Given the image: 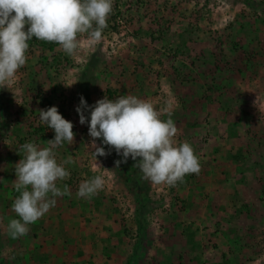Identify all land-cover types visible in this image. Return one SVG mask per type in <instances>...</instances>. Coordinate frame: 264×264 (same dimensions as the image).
Wrapping results in <instances>:
<instances>
[{
	"label": "rangeland",
	"instance_id": "rangeland-1",
	"mask_svg": "<svg viewBox=\"0 0 264 264\" xmlns=\"http://www.w3.org/2000/svg\"><path fill=\"white\" fill-rule=\"evenodd\" d=\"M78 40L71 56L29 44L25 66L0 87V264H264V0H114L101 41ZM106 95L136 96L171 118L199 175L158 185L129 158L139 203L125 163L116 168L122 156L96 159L75 110L81 96L94 105ZM52 106L74 125V143L55 150L58 163L74 160L57 182L71 194L13 239L18 148L48 147L55 133L39 110ZM97 175L103 189L79 198Z\"/></svg>",
	"mask_w": 264,
	"mask_h": 264
},
{
	"label": "clouds",
	"instance_id": "clouds-1",
	"mask_svg": "<svg viewBox=\"0 0 264 264\" xmlns=\"http://www.w3.org/2000/svg\"><path fill=\"white\" fill-rule=\"evenodd\" d=\"M113 12L114 0H0V87L25 66L28 41L34 37L57 43L71 56L80 47L79 35L87 34L91 43L101 41ZM75 110L79 123L88 124L96 159L107 157L114 149L122 156L115 161L116 168L131 158L144 178L158 185L175 187L186 175H199L201 165L194 149L187 142L178 146L174 143V121L162 120L151 103L124 95L115 100L105 96L88 105L81 96ZM86 111L90 112V120ZM39 120L54 131L55 137L47 141L48 147L28 142L18 148L24 156L15 165V189L20 196L12 205L19 219L8 224L13 239L27 235L29 225L55 207L56 198L71 194L67 185L61 188L57 182L70 178L64 165L74 160L69 156L58 163L55 150L64 142L74 143V125L62 117L56 106L40 109ZM98 139L108 147L107 151L96 143ZM103 187L104 179L97 175L79 186L77 196L90 199Z\"/></svg>",
	"mask_w": 264,
	"mask_h": 264
},
{
	"label": "trees",
	"instance_id": "trees-1",
	"mask_svg": "<svg viewBox=\"0 0 264 264\" xmlns=\"http://www.w3.org/2000/svg\"><path fill=\"white\" fill-rule=\"evenodd\" d=\"M250 3H251V1H250ZM28 44L40 45L42 47L52 49L55 42L41 41V40L36 39L34 37L32 40L28 41ZM106 91L109 92V89L107 88ZM106 96L109 97L108 95H106ZM1 104L2 103L0 101V113H1ZM124 168H125V173L127 175V178L129 180V188L132 191V193L134 194V196L136 197V200L140 203V202H142V199H141L142 191H141V188L139 186L140 185L139 179H138L136 173L134 172V167L130 163H125ZM137 227L140 228L141 223H139L137 225Z\"/></svg>",
	"mask_w": 264,
	"mask_h": 264
}]
</instances>
